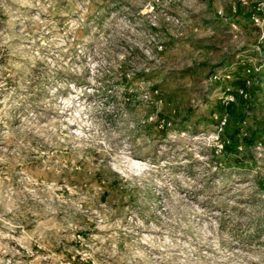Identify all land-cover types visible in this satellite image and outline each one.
<instances>
[{"label":"rangeland","instance_id":"obj_1","mask_svg":"<svg viewBox=\"0 0 264 264\" xmlns=\"http://www.w3.org/2000/svg\"><path fill=\"white\" fill-rule=\"evenodd\" d=\"M260 3L0 0V264H264Z\"/></svg>","mask_w":264,"mask_h":264},{"label":"trees","instance_id":"obj_2","mask_svg":"<svg viewBox=\"0 0 264 264\" xmlns=\"http://www.w3.org/2000/svg\"><path fill=\"white\" fill-rule=\"evenodd\" d=\"M235 83H240L244 85L242 81H235ZM249 109L251 106L249 105ZM228 111L232 117L233 130L231 132V140L225 145V150L230 152H236L240 144L237 134L239 133V126L245 120L246 114L242 109L236 108L233 102H229L227 106ZM264 133V124L261 127L251 128L249 132L242 137L243 143L246 147H252L257 144L258 140L262 138ZM103 201L107 200V196L102 197Z\"/></svg>","mask_w":264,"mask_h":264},{"label":"built area","instance_id":"obj_3","mask_svg":"<svg viewBox=\"0 0 264 264\" xmlns=\"http://www.w3.org/2000/svg\"><path fill=\"white\" fill-rule=\"evenodd\" d=\"M260 2H261V3H260V6H261V7H259V9L263 11V10H264V0H260ZM263 12H264V11H263ZM261 18H262V17H261ZM261 18H260L259 16H257V17L255 16V17H254L256 23H259L260 20H263V21H264V17H263V19H261ZM231 100H233V97H231ZM222 122H223V124H224V123L226 122V118H224Z\"/></svg>","mask_w":264,"mask_h":264}]
</instances>
